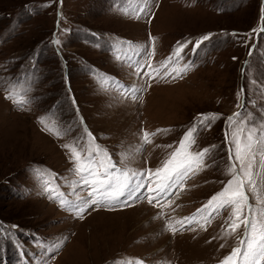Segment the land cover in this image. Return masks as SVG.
I'll return each mask as SVG.
<instances>
[{
    "label": "rangeland",
    "instance_id": "rangeland-1",
    "mask_svg": "<svg viewBox=\"0 0 264 264\" xmlns=\"http://www.w3.org/2000/svg\"><path fill=\"white\" fill-rule=\"evenodd\" d=\"M143 3L0 0V264H221L239 246L243 226L223 236L228 211L203 225L176 221L193 216L231 179V133L247 129L239 120L264 121V0H146L142 12ZM152 38L155 55L144 63L160 68L178 42L190 40L179 66L191 69L176 79L137 76L132 65L151 50ZM13 86L26 91L25 107L6 98ZM132 86L146 89L135 101L120 92ZM201 113L220 114L198 130L191 149L211 148L208 166L163 207L129 199V206L93 205L81 218L44 190L47 184L69 200L87 197L75 186L64 145L88 132L118 169L155 173ZM42 117L61 135L46 130ZM142 130L155 133L150 144ZM257 188L264 192L259 180ZM247 194L254 209L264 207Z\"/></svg>",
    "mask_w": 264,
    "mask_h": 264
},
{
    "label": "snow or ice",
    "instance_id": "snow-or-ice-1",
    "mask_svg": "<svg viewBox=\"0 0 264 264\" xmlns=\"http://www.w3.org/2000/svg\"><path fill=\"white\" fill-rule=\"evenodd\" d=\"M145 10L146 0H144L140 11L144 12ZM262 22H264V17H262ZM260 31H264V28H261ZM211 35H204L196 40L193 46L194 49H200L205 41L211 39ZM152 39L151 50H145L141 61L132 65L137 76L141 78L146 76L149 80H154L157 77L160 79L168 77L176 79L191 69L193 66L191 64L179 66L184 49L192 43L190 40L184 43L178 42L177 47L167 61L161 64L160 68L152 69L150 63H144V61H150L155 55V38ZM60 43L59 39L53 40L54 45H60ZM125 60H127V56H125ZM170 64L173 67L169 68ZM162 69H164L163 74H161ZM17 85H19V81ZM15 87L9 89L6 98L13 100L14 103L23 108L30 103L25 98L27 93L26 91L17 92ZM145 90V88L132 86L121 88L120 92L125 98L135 101ZM219 115L217 113L199 114L197 122L185 133L178 147L164 162L163 167L156 169L155 173L151 170L118 169L106 152L101 150L99 146H92L94 138L88 132L86 139H82L75 144L64 145L71 153V159L75 165L73 172L79 178L74 182L75 186L86 189L87 197L77 196L76 200H69L65 198L64 193L47 184L44 190L50 198L58 201L61 207L81 218L83 213L93 205L129 206L127 204L129 199H144L149 204H153L155 201V206L163 207L170 203L169 197L183 188L188 178L208 166L205 164V160L210 157L211 148H204L197 152H193L191 149L196 143L198 130L210 128L211 123L218 119ZM240 116L241 113L237 112L228 117V126L231 127L236 124ZM40 123L44 125L46 130L54 132L58 136L61 135L56 127L49 125L45 118L42 117ZM239 123L247 125V129H239L231 133V144L228 153L229 167L227 168V173L231 175V179L219 193L211 197L207 204L198 209L193 216L184 217L182 220L176 221V224L181 226L185 224L203 225L210 222L213 214L219 215L222 211H228L229 215L225 221L227 228L224 230L223 236L227 237L235 234L241 226L244 227L245 231L243 237L239 240V246L234 248L221 261V264H264V207L254 209L253 205L249 203L247 194V191L256 194L257 203L264 204V192H259L257 188L258 180L264 185V171H262L264 170V121L260 122L259 127L256 123L248 124L247 120L244 119L239 120ZM142 132L143 144H150L151 136L155 133L143 130ZM225 137L226 140L229 138L227 131ZM101 155L102 159L97 161L96 157ZM237 162L239 169L237 168ZM101 167L105 169L103 172L99 170ZM34 171L37 175H42L39 170ZM154 178L159 181L155 184V188L152 187ZM165 226L173 233L177 230L171 222ZM125 264H143V262L129 260Z\"/></svg>",
    "mask_w": 264,
    "mask_h": 264
}]
</instances>
